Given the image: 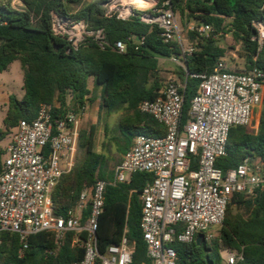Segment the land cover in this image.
<instances>
[{"label":"trees","instance_id":"16d2710c","mask_svg":"<svg viewBox=\"0 0 264 264\" xmlns=\"http://www.w3.org/2000/svg\"><path fill=\"white\" fill-rule=\"evenodd\" d=\"M13 1L0 0V20L3 22L0 25V73L19 61L23 70L24 95L22 99L15 95L9 97L4 121L6 129L0 130V142L20 121L34 120L42 105L59 101L61 109L55 110L53 116H63L70 110L77 111L87 103H93V92L99 87L103 101L100 111L122 112L119 119V131L124 140V145H119L122 154L137 135L165 136V127L152 116L141 113L139 106L143 101L156 99L161 91L160 60L170 59L181 51L178 43H166L162 39L157 24L142 20L144 14L155 16L152 11H135L128 20H120L115 15L108 16L105 4L111 0H21V7H15ZM165 3L181 16L185 28L193 20L196 25L207 24L214 30L208 38L188 32V40L195 51L187 59L186 69L178 67L176 70L179 81L185 84L181 90L184 95L183 123L189 119L190 103L197 91L198 81L193 75L212 72L226 55L216 37L230 34L241 45L244 59L241 72L256 68L264 75V45L261 47L255 40L258 30L254 25L264 23V0H158L156 9ZM53 15L65 20H83L93 30L102 29L110 44L123 41L128 51L120 54L112 48L102 50L92 43L67 52L66 39L54 34ZM141 37L145 42L138 45ZM137 46L138 50L135 49ZM91 78L93 90L89 87ZM107 128L106 124V131ZM94 134L92 127L88 135H81L79 149L84 151L83 158L75 162L53 190L57 216L66 217L77 205L82 192L92 187L97 179L111 180L113 177V173L108 174L106 170L107 157L95 149ZM5 154L0 150V173ZM246 158L264 162V98L258 129L233 127L227 155L217 160L216 167L226 173ZM153 178L151 174L137 173L128 183L107 188L97 231L101 253L109 246L119 244L127 230L136 247L134 264L149 263L140 229V194ZM88 215L89 209L83 213L82 224ZM75 238L74 232H67L64 239L57 242L52 232L44 231L31 235L27 248L23 249L17 234L4 232L0 264H75L85 255L81 245L74 243ZM79 240H85L84 233ZM173 246L178 257L176 264H224L222 253L225 251L243 253L244 259L237 264H264V187L252 197L240 193L232 196L219 236L211 244L203 242L199 246L195 241Z\"/></svg>","mask_w":264,"mask_h":264},{"label":"built area","instance_id":"2783aa9c","mask_svg":"<svg viewBox=\"0 0 264 264\" xmlns=\"http://www.w3.org/2000/svg\"><path fill=\"white\" fill-rule=\"evenodd\" d=\"M120 1L105 4L108 16L128 20L139 7L153 3L155 16L144 14L142 20L157 24L166 43L180 45V54L170 60L186 69V61L195 49L184 46L177 14L167 7L168 3L156 9L158 0H142L144 5L136 0L124 4ZM254 25L258 30L255 40L262 47L264 23ZM186 30L206 38L214 32L207 24H188ZM53 31L66 39L67 52L92 43L102 50L112 48L120 54L128 51L125 42L110 44L102 29H90L83 20L53 15ZM144 42V37L138 39V45ZM193 77L198 86L190 103L188 121L183 123L181 90L185 84L169 75L157 98L139 106L141 113L165 127V136L137 135L114 168L112 179H97L92 187L86 188L66 217L55 214L52 193L75 164L80 120L89 103L55 118L54 111L61 109L56 100L42 105L34 120L20 121L0 173V246L4 232L17 234L23 249L28 246V238L37 233L52 232L60 242L67 232H74V243L85 251L83 260L75 264H134L136 247L127 230L120 243L109 246L104 253L99 251L97 231L107 188L128 183L137 173L154 177L140 194V229L149 260L141 264H176L178 257L173 245L191 244L200 235L211 244L219 236L232 196L240 193L252 197L264 187V162L259 159L246 158L226 173L216 167L217 160L227 155L230 130L235 126L251 127L256 113L261 111L264 75L256 68L247 73L233 70L221 59L212 72ZM87 209L89 215L82 224ZM83 233L85 240L81 241L79 236ZM222 258L224 264H237L244 259L243 253L234 251L223 252Z\"/></svg>","mask_w":264,"mask_h":264},{"label":"rangeland","instance_id":"374dc122","mask_svg":"<svg viewBox=\"0 0 264 264\" xmlns=\"http://www.w3.org/2000/svg\"><path fill=\"white\" fill-rule=\"evenodd\" d=\"M130 0H121V4L127 3ZM14 5L16 7H21L20 0H14ZM140 12L152 11L154 12L153 3H146L144 7L138 8ZM178 23L180 27V38L185 41V46L188 44V32L184 27L182 18L177 14ZM192 24H195V21L191 20ZM216 40H219V46L226 50L225 59L229 68L233 70H244V59L241 57L242 49L241 45L234 41L232 35L226 34L221 37H216ZM179 66L173 63L169 59H163L160 61L159 76H160V85L161 89L165 87L166 79L169 75H176V70ZM180 82V81H179ZM90 89H94L93 79L89 80ZM11 95H15L17 98L22 99L24 95L23 90V70L19 61H15L11 64L9 69L5 72L0 73V130L5 131L6 127L4 124L7 111H8V98ZM95 95V101L89 103V109L87 113L80 120V133L79 141L82 134H89L92 127H94V139H95V149L98 153H102L107 157V173H113L114 168L122 161L123 155L119 150V145H124L123 137L119 131V119L122 115V112H116L113 114H108L105 109L100 111L97 124L94 126L91 123V116L94 112V108L103 103L100 91L96 90L93 92ZM7 99V100H6ZM108 125L107 131L105 130V125ZM251 131H256L258 125L256 121L249 127ZM15 128L11 129L10 134L0 142V150L6 152L8 146L10 145ZM79 141L77 151L74 156V163L77 160H81L84 156V151L79 149ZM4 155L3 159L5 158Z\"/></svg>","mask_w":264,"mask_h":264},{"label":"crops","instance_id":"0c3cea01","mask_svg":"<svg viewBox=\"0 0 264 264\" xmlns=\"http://www.w3.org/2000/svg\"><path fill=\"white\" fill-rule=\"evenodd\" d=\"M189 24H192L191 22L189 23ZM183 44H184V46H185V41H183ZM191 44H190V42H189V40H188V44H187V46H190ZM161 60H163V59H161ZM160 60V61H161ZM170 60V59H169ZM100 91V95H101V87H99L98 89H97V91ZM7 100V99H6ZM8 101H9V98H8ZM100 106H101V104L100 105H98V106H96L95 108H94V112H93V114H92V116H91V123H92V125H96L97 124V119H98V116H99V113H100ZM255 121H256V125H258L259 126V121H260V111H258L257 113H256V115H255ZM15 132H16V128H15ZM15 132H14V134H15ZM14 134H13V136H14ZM13 139V138H12Z\"/></svg>","mask_w":264,"mask_h":264},{"label":"water","instance_id":"95a60500","mask_svg":"<svg viewBox=\"0 0 264 264\" xmlns=\"http://www.w3.org/2000/svg\"><path fill=\"white\" fill-rule=\"evenodd\" d=\"M203 242H204V237H203V235L198 236V238H197V240H196V243H197L199 246H201Z\"/></svg>","mask_w":264,"mask_h":264},{"label":"bare ground","instance_id":"6f19581e","mask_svg":"<svg viewBox=\"0 0 264 264\" xmlns=\"http://www.w3.org/2000/svg\"><path fill=\"white\" fill-rule=\"evenodd\" d=\"M136 1H138L139 3H141L142 5H144L142 0H136Z\"/></svg>","mask_w":264,"mask_h":264}]
</instances>
